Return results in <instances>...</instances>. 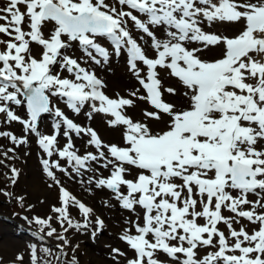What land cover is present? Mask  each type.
<instances>
[{
  "label": "snow or ice",
  "instance_id": "obj_1",
  "mask_svg": "<svg viewBox=\"0 0 264 264\" xmlns=\"http://www.w3.org/2000/svg\"><path fill=\"white\" fill-rule=\"evenodd\" d=\"M121 57L139 87L109 96L95 69ZM165 75L179 88L166 87ZM165 94L183 96L182 106ZM137 101L149 107L133 119ZM81 114L101 116L120 143L77 123ZM45 115L52 134L40 131ZM13 122L25 134L0 131L14 145L4 157L34 135L47 187L59 191L55 216L31 220L41 239L61 241L59 264L70 230L94 223L95 235L104 221H93L58 173L108 190L134 215L120 237L132 258L114 248L115 264H264V0H2L0 123ZM10 171L14 185L19 171Z\"/></svg>",
  "mask_w": 264,
  "mask_h": 264
},
{
  "label": "rangeland",
  "instance_id": "obj_2",
  "mask_svg": "<svg viewBox=\"0 0 264 264\" xmlns=\"http://www.w3.org/2000/svg\"><path fill=\"white\" fill-rule=\"evenodd\" d=\"M2 3V0H0ZM107 46V45H106ZM80 53H77L79 55ZM207 59H214L215 54L208 53ZM121 64L116 68L119 69L117 74L125 73V57H121ZM105 69V68H100ZM107 73L99 75L108 83V78L111 76ZM129 81L125 80L123 83L118 84L116 89H105L110 96L115 92L121 95H128L132 87H139L138 83L131 78L129 74ZM165 86H179L167 75L164 76ZM165 99L182 106L183 96L178 95L172 97L165 94ZM86 111V110H85ZM18 114L25 118L23 109L18 110ZM71 116V115H70ZM75 121L82 125L90 124L95 128L98 134L106 143H120L121 136L118 131L110 129L104 123V119L96 115L93 119L88 120L86 116L81 114L79 117H74ZM51 121L49 116L43 118L39 124L40 131L46 134L49 128L47 123ZM48 129V130H46ZM0 131H10L17 137L23 136L22 125L13 122L12 124L0 123ZM113 136L115 139L106 140L107 137ZM29 144L16 148L15 158L6 159L3 155L8 148L14 147L7 138H0V264H31V249L33 246L37 249L38 264H59L57 257L60 256L58 246L61 241L56 236L46 237L43 239L37 225L31 223L33 217H48L55 216L52 212L53 206L59 205V191L57 188H48L47 181L42 173L39 163L42 155L37 145V138L34 135H29ZM63 146V143H60ZM94 151V149H88ZM84 147L80 148V153L83 154ZM9 153V156H12ZM11 168L19 171L17 182L13 185L11 183ZM98 173V172H97ZM108 171L105 176H108ZM65 188L71 192L77 199L83 202L86 206L93 209V221L99 217L104 221L103 230H96V234L92 235L93 230L96 228L95 224L81 232L70 230L66 236L69 243L64 246L62 257L64 264H69L75 258L78 264H115L112 249L118 248L123 251L122 247L126 244L120 239L123 235L124 229L128 226L125 221L130 218V213L118 209L119 203L112 198V194L106 189H97L93 185L92 191L87 184H80L76 179H70L63 174H59ZM89 174L84 176L88 178ZM131 178V177H129ZM179 182V181H178ZM6 191L11 193L10 196H5L2 193ZM23 197L21 201L20 198ZM108 202L111 206H105ZM71 217L74 220H81L82 216L79 214L76 207L70 208ZM224 215H229L227 210H224ZM28 219L25 220L24 218ZM53 227L57 228V232L65 235L59 225L53 220ZM242 223H246L243 222ZM221 230L227 231L226 226L221 225ZM239 228V225H234ZM16 232H21L22 237L16 235ZM127 247V246H126ZM22 256V261L17 259ZM127 258H132L129 256ZM120 264H126L125 257H117ZM161 259H167L161 257Z\"/></svg>",
  "mask_w": 264,
  "mask_h": 264
},
{
  "label": "bare ground",
  "instance_id": "obj_3",
  "mask_svg": "<svg viewBox=\"0 0 264 264\" xmlns=\"http://www.w3.org/2000/svg\"><path fill=\"white\" fill-rule=\"evenodd\" d=\"M221 31H223V29H221ZM226 34L232 35L233 33L227 32ZM212 54H214V53H212ZM121 61H122V59L113 60L111 70L96 68L99 72H101V74L107 73L106 75H108L109 77L110 76L112 77L111 80L108 78V83H107L108 87L107 88H109V89H116V88H118L117 86L119 83H123V82H125V80L129 81V78H130L129 73L125 72V73L117 74L119 69L116 71V68L121 64ZM115 81H118V84H116ZM134 88H137V87L136 86L132 87V89H134ZM141 91H142V89H141ZM127 96L128 95H125V97H127ZM184 99L185 98L183 97V100ZM137 105H138L137 107H134V108L127 110V114L129 116H131L133 119H139L140 115H141V109L144 107H149L144 102H140V101H137ZM62 107H63V105H62ZM85 110L87 111V109H85ZM68 114H71V113H68ZM51 123H52V120H51ZM51 123L47 124L48 127H50V128H51ZM49 131L52 134V128ZM112 138L115 139V137L109 136V137H107L106 140H111ZM76 146H77V148L80 149L81 146H83V141L76 139ZM106 172H107V170L99 169L98 173H96L95 175L97 177H99L102 174L104 177H106L105 176ZM84 179L87 180V177H85ZM88 186L90 188L91 187L93 188V185H88ZM118 209L125 211V212H128L127 210L122 209L119 205H118ZM131 218L135 219L134 215H131ZM122 249L124 252L127 253V257L132 256V252L125 245L122 247Z\"/></svg>",
  "mask_w": 264,
  "mask_h": 264
}]
</instances>
